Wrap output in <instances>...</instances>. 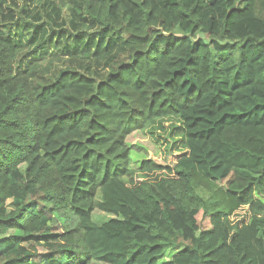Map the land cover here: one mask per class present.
<instances>
[{
    "label": "trees",
    "instance_id": "1",
    "mask_svg": "<svg viewBox=\"0 0 264 264\" xmlns=\"http://www.w3.org/2000/svg\"><path fill=\"white\" fill-rule=\"evenodd\" d=\"M19 4L3 23L68 64L35 92L0 27V264H264V0ZM171 116L186 152L132 167L127 136Z\"/></svg>",
    "mask_w": 264,
    "mask_h": 264
},
{
    "label": "rangeland",
    "instance_id": "2",
    "mask_svg": "<svg viewBox=\"0 0 264 264\" xmlns=\"http://www.w3.org/2000/svg\"><path fill=\"white\" fill-rule=\"evenodd\" d=\"M22 0H14L10 3V7L5 9V14L0 17V27L6 32L18 33L25 38L26 44L22 47L19 57L15 60V67L18 71L28 73L29 80L35 92H38L42 85L49 83L59 72L68 64V56L66 52L58 47H47L43 49L33 48L30 43L31 30L29 25L20 24L19 27H9L4 24V21H14L18 5ZM64 0H61L63 2ZM68 11V10H66ZM62 15H65L62 13ZM30 17V16H29ZM20 23V22H19ZM18 30V31H17ZM16 31V33H15ZM181 121L175 116L165 117L153 123H150L146 128L135 130L126 138V143L130 148V156L132 159L131 166L135 167L142 159H151L154 162L162 165H173L179 155L186 152V148L181 142L176 141L181 136ZM24 165H21L23 168ZM8 209L13 208L10 200L6 201ZM93 220L97 223H103L113 217L110 214L104 213L98 209L92 212ZM76 217L68 210H59L54 213V221L52 222L54 234L57 236L65 229H70L76 223ZM202 227L207 226L205 219L200 220ZM12 230L2 232L3 235L11 233ZM176 252L175 249L167 248L165 252L158 258L159 263H164L169 260L171 254ZM92 264H108L104 262L94 261Z\"/></svg>",
    "mask_w": 264,
    "mask_h": 264
}]
</instances>
